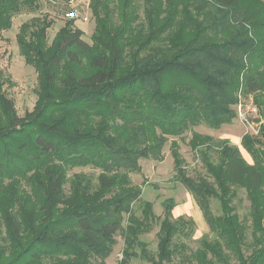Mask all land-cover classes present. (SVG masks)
Segmentation results:
<instances>
[{
    "label": "trees",
    "instance_id": "trees-1",
    "mask_svg": "<svg viewBox=\"0 0 264 264\" xmlns=\"http://www.w3.org/2000/svg\"><path fill=\"white\" fill-rule=\"evenodd\" d=\"M37 1L0 0V33ZM89 6L90 45L71 21L50 43V21L20 26V55L37 75L32 112L17 115L0 73V264H101L120 232V264H172L176 255L195 264H264V125L259 136L241 138L251 164L228 139L193 133L189 145L204 170L195 176L171 142L174 180L209 229L184 256L179 240H192L193 220L173 218L172 199L154 216L129 177L140 159H161L167 137L231 124L238 93L264 112V0H143L144 19L132 28L111 25L107 0ZM75 168L99 173L68 177ZM239 194L248 202L243 216ZM153 224L155 255L138 239Z\"/></svg>",
    "mask_w": 264,
    "mask_h": 264
},
{
    "label": "rangeland",
    "instance_id": "rangeland-1",
    "mask_svg": "<svg viewBox=\"0 0 264 264\" xmlns=\"http://www.w3.org/2000/svg\"><path fill=\"white\" fill-rule=\"evenodd\" d=\"M91 1L71 0L69 2H63L59 0H38V7L35 11H21L10 22L11 28L0 33L1 91L12 100L19 117L22 118L26 113L32 112L37 100L35 93L37 89V75L34 69L24 62L16 43V35L19 32L20 26L30 22L33 18L50 21L51 27L47 30L48 43H50L65 23L71 21L73 22V26L83 33L82 39L90 45L92 33L95 28V20H93L94 17L89 6L91 5ZM132 1L131 5L124 7L122 5L123 0H107L110 10L109 19L112 26L125 25L126 27L131 26L132 28L143 21V0ZM77 70L80 73L84 72L83 68ZM236 100L242 104L243 109L248 113L246 115V123L241 122L237 117L231 124L222 126L218 130L209 129L205 125H200L187 131L181 139L167 137L166 143L161 151V159L159 161L140 159L138 161L140 172L129 175L132 184L141 189V200L152 204L154 216H161V203L166 199H172L175 202V207L172 210L173 218L186 216L193 220L195 229L192 240H179V243L186 245L187 250H183V256L198 247L196 240L208 234L209 229L195 201L183 186L174 180V163L170 154L171 142L175 141L177 143L178 153L184 161L187 174L190 176L204 173L200 158L189 145L193 133L201 136H211L215 140L228 139L231 144L238 147L243 158L250 163V156L241 148V138L245 134L253 137L259 136L260 128L264 125V112L262 114L258 113L250 95L244 96L238 93ZM249 110H253L254 112H250ZM77 173L93 175L92 177L95 179L99 172L92 168H75L70 170L67 175L71 177ZM65 189H68V185L65 186ZM238 197L241 201L239 199L235 200L234 205L237 207V213L243 216L247 212L248 202L243 199V194H239ZM211 209L214 214L218 213V207L215 201L211 203ZM136 215H140V210L136 212ZM123 217V226L125 228L127 217ZM157 229L158 225L153 224L149 232L143 233L138 237L151 255H155L156 253ZM2 230L0 226V232ZM115 240L116 243L112 248L110 256L101 264H120L122 261V252L124 250L123 233H118ZM134 251L140 255V249L135 248ZM95 264H99V262ZM128 264L150 263L139 258H132ZM172 264L195 263L191 258L186 260L176 255ZM231 264H234V262H231Z\"/></svg>",
    "mask_w": 264,
    "mask_h": 264
},
{
    "label": "built area",
    "instance_id": "built-area-1",
    "mask_svg": "<svg viewBox=\"0 0 264 264\" xmlns=\"http://www.w3.org/2000/svg\"><path fill=\"white\" fill-rule=\"evenodd\" d=\"M235 110H236V114H237V117L238 119L241 121V122H244L246 123V115L248 114L242 107V104L241 103H237L236 107H235ZM250 112H252L253 110H249ZM248 111V112H249ZM254 112V111H253Z\"/></svg>",
    "mask_w": 264,
    "mask_h": 264
},
{
    "label": "crops",
    "instance_id": "crops-1",
    "mask_svg": "<svg viewBox=\"0 0 264 264\" xmlns=\"http://www.w3.org/2000/svg\"><path fill=\"white\" fill-rule=\"evenodd\" d=\"M245 152V151H244ZM245 159V158H244ZM247 163H249V162H247ZM252 162H250L249 164H251Z\"/></svg>",
    "mask_w": 264,
    "mask_h": 264
}]
</instances>
